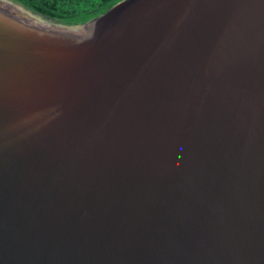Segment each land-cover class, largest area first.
Segmentation results:
<instances>
[{"label":"water","instance_id":"1","mask_svg":"<svg viewBox=\"0 0 264 264\" xmlns=\"http://www.w3.org/2000/svg\"><path fill=\"white\" fill-rule=\"evenodd\" d=\"M0 0V264H264V0H123L79 26Z\"/></svg>","mask_w":264,"mask_h":264},{"label":"trees","instance_id":"2","mask_svg":"<svg viewBox=\"0 0 264 264\" xmlns=\"http://www.w3.org/2000/svg\"><path fill=\"white\" fill-rule=\"evenodd\" d=\"M31 13L66 26L83 25L123 0H10Z\"/></svg>","mask_w":264,"mask_h":264},{"label":"rangeland","instance_id":"3","mask_svg":"<svg viewBox=\"0 0 264 264\" xmlns=\"http://www.w3.org/2000/svg\"><path fill=\"white\" fill-rule=\"evenodd\" d=\"M16 4V3H15ZM20 7V6H19ZM22 7V6H21ZM23 8V7H22Z\"/></svg>","mask_w":264,"mask_h":264}]
</instances>
